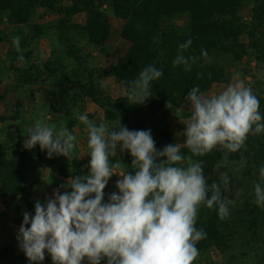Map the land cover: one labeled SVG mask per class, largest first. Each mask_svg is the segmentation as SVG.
Instances as JSON below:
<instances>
[{"label":"trees","instance_id":"1","mask_svg":"<svg viewBox=\"0 0 264 264\" xmlns=\"http://www.w3.org/2000/svg\"><path fill=\"white\" fill-rule=\"evenodd\" d=\"M245 8L249 18L244 15ZM46 15L53 18L52 29L66 45L67 58L72 61L63 65V60H49L43 64V69L55 79H59L57 72L62 71L63 81L74 82L73 92L67 95L69 105L73 107L90 100L103 111L104 122L118 126L120 121L121 126L129 130H147L148 123L158 119L157 137L163 147L178 143L170 122L181 117L187 119L190 115L184 97L192 87L198 86L204 94L216 84H228L236 65L246 64V69L255 65L264 71V0H0V25H11L16 32L14 38L20 41V51L8 53L11 61L19 64V67L11 65V69L27 84L37 82L42 74L41 68L31 61L33 49L30 46L47 36L45 28L34 23L38 17ZM79 15H85L84 24L74 21ZM114 19L122 22L120 36L128 44L127 51L111 58L107 67L84 66L78 38L85 39L87 45L107 56ZM189 38L192 44L184 55L200 57L201 51L206 50L208 59H199L190 71H185L183 66L173 67V60L178 46ZM9 39L5 27L0 29V43H8ZM20 55L24 56L23 61L18 60ZM148 65H154L163 75L152 82V95L143 105H129L124 89ZM101 81L107 88H101ZM107 81L120 85L123 95L113 97ZM247 87H251L259 99V111L264 116V80L256 78ZM169 101L173 104L170 110L166 107ZM181 112L184 115H180ZM66 114L68 126L72 128L75 122L69 118L68 110ZM19 119L17 113L0 115V124H8L7 142L0 143V199L4 208L12 213V223L18 229L23 223V213L34 215L35 202H45L32 189L30 181L34 174L59 163V156L49 159L39 146L31 150L23 147L28 134L19 137L12 127ZM182 154L191 155L187 148H182ZM223 156L224 152L217 147L202 157H193L202 161L208 185L220 183L222 198L234 201L229 205V216L223 220L215 208L199 207L196 227L206 233V238L197 243L199 253L215 249L227 254L240 240L262 250L264 208L253 202V186L257 182L264 183L259 179V169L264 167V132L250 134L244 148L229 154L228 165L218 167ZM118 158L124 164V171H132V158L129 153H122L119 145L117 157L110 159ZM88 165L78 157L60 164L57 176L61 180L56 186L61 194L66 190L61 185H66L72 176L87 175ZM221 173H227V190L221 183ZM116 191V187H112L108 197ZM0 264H29V261L17 246L6 243L0 247ZM257 264L263 263L258 261Z\"/></svg>","mask_w":264,"mask_h":264},{"label":"clouds","instance_id":"2","mask_svg":"<svg viewBox=\"0 0 264 264\" xmlns=\"http://www.w3.org/2000/svg\"><path fill=\"white\" fill-rule=\"evenodd\" d=\"M14 44L19 52V38ZM191 44L189 38L178 46L173 67L190 71L199 59H208L206 50L200 57H186ZM162 75L154 65L141 69L124 89L129 105H143L152 95V82ZM233 79L235 83L214 96H205L198 86L188 91L184 100L190 115L183 124L184 141L163 150H157L150 130H129L120 121L110 126L79 115L86 126L90 170L70 177L61 185L66 189L63 194L57 189L44 203L37 200L34 215L23 213L17 240L29 264H43L45 253L52 264H194L197 243L206 238L204 230L196 227L199 207L215 208L223 220L234 201L222 198L220 183L208 185L202 161L193 157L219 147L224 156L218 167L227 166L229 154L244 148L250 134L264 132L259 99L238 74ZM100 86L107 88L104 81ZM166 107L173 108L171 101ZM27 131L25 149L39 145L49 159L54 155L71 159L77 137L67 128L57 130L37 119ZM118 145L122 153L130 154L132 171H122L119 158L110 159L117 157ZM182 148L191 155L182 154ZM112 176L119 177L117 191L105 202L104 189ZM220 179L227 190V173H221ZM259 179L264 182V167ZM253 189V202L264 208V183H255Z\"/></svg>","mask_w":264,"mask_h":264},{"label":"rangeland","instance_id":"3","mask_svg":"<svg viewBox=\"0 0 264 264\" xmlns=\"http://www.w3.org/2000/svg\"><path fill=\"white\" fill-rule=\"evenodd\" d=\"M244 15L249 18L248 9L243 10ZM109 15L112 16L111 11ZM85 15H79L74 18L76 23L84 24ZM53 18L48 15L43 18L38 17L34 23L40 24L45 28L47 36L42 40L36 41L35 45L30 46L33 49V55H31V61L41 68V77L37 82L24 83L19 80L16 71L11 69V65L19 67V64L11 61L8 57V53L12 50H16L14 44L16 32L11 25H0V29L5 27V31L10 37V42L0 43V115L14 116L16 113L20 116V119L13 124V130L19 137H25L28 134V128L34 125L35 120L41 119L50 126H54L57 130L64 127L67 128L77 139L75 141L76 147L69 160L67 157L59 156V163L49 170L36 172L31 179L30 183L35 195L48 199L53 197V193L57 190L56 183H59L61 178L57 176V169L63 162H71L75 157L89 163L88 156L89 149L87 148V132L86 126L78 120V116L86 114L91 116L90 120L97 123L103 121V111L97 107L92 101L86 100L84 103H78L76 106H70L68 93L73 92L74 82L63 81L65 76L62 71L57 72L59 79L52 77L47 71L43 69V64L49 60L57 61L63 60V65H69L70 59L66 55V45L59 41L57 32L52 29L51 24ZM183 24V22H181ZM122 22L114 19L113 28L111 32V39L108 46V55L105 56L98 51H95L92 47L87 45L85 39L78 38V45L81 47L82 52L79 54L82 56L84 66L88 68H100L107 67L109 60L113 57L123 55L128 48V44L121 39L120 30ZM14 38V39H13ZM246 64L236 65L231 70V80L228 84H216L210 91L204 93L205 96H214L222 92L229 84L235 83L233 78L237 76L240 81H243L247 87L249 84L258 78L264 80V71L255 65L250 68H245ZM73 65H71L72 67ZM245 69L248 70L245 72ZM71 74V71H65ZM73 78V75L71 76ZM64 80H66L64 78ZM111 95L115 98L123 95V89L120 85L115 84L113 81H107ZM66 110L71 113L69 118L75 122V126L70 128L68 126ZM184 115L181 112L180 115ZM186 119L182 117L178 120L170 122V125L176 136L178 143H183L184 137L181 133L184 131V123ZM159 126V120L154 119L150 121L147 126V130L151 131V135L155 141L157 150H163V145L159 142L157 137V130ZM7 125L0 124V143L5 144L7 142L6 130ZM39 146V145H37ZM37 146L34 147L37 148ZM122 171H124L121 168ZM119 177L112 176L109 180L106 188L104 189L105 202L108 201L109 190L116 185ZM12 213L8 212L2 205L0 199V247L3 244L11 243L17 246L20 253L24 254L20 248L17 240L19 229L12 223ZM262 250H256L248 243H244L243 240L235 243L230 252L222 254L215 249L210 252L201 254L194 261V264H257L258 261H262L264 264V243H262ZM251 257V258H250ZM43 264H52L51 257L45 253V260ZM85 264L87 262L85 261Z\"/></svg>","mask_w":264,"mask_h":264}]
</instances>
